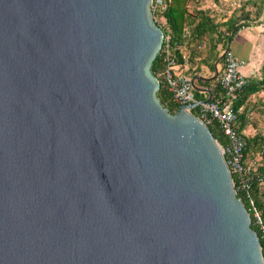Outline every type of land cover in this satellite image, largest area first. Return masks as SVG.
Returning a JSON list of instances; mask_svg holds the SVG:
<instances>
[{
  "label": "water",
  "instance_id": "obj_1",
  "mask_svg": "<svg viewBox=\"0 0 264 264\" xmlns=\"http://www.w3.org/2000/svg\"><path fill=\"white\" fill-rule=\"evenodd\" d=\"M152 1L0 0V264H264Z\"/></svg>",
  "mask_w": 264,
  "mask_h": 264
},
{
  "label": "trees",
  "instance_id": "obj_2",
  "mask_svg": "<svg viewBox=\"0 0 264 264\" xmlns=\"http://www.w3.org/2000/svg\"><path fill=\"white\" fill-rule=\"evenodd\" d=\"M194 0H163L164 8H160L155 14L156 23L162 28L165 36L170 37V53L177 61L180 71L190 63L195 65V59L201 58L196 73H200L202 66L214 71L216 62L222 57V53L227 46V42L242 28L250 26L253 22H257L264 16V0L253 2L251 8L246 11L242 10L243 15L233 16L225 22L219 23L210 14L209 11L195 8L193 11L189 8L190 3ZM262 9V10H261ZM255 10V11H254ZM165 43L155 59L152 67V73L160 82L158 99L160 103L167 108L171 114H176L180 106L175 103L173 95L170 92L166 81L162 74L165 65ZM221 46V47H220ZM220 47V48H219ZM223 62V59H221ZM193 69L184 71V75L192 78L195 73ZM263 77L260 80H247L246 85L238 93L235 99L234 107L236 110L243 109V113L239 115L236 129L243 133L244 129L251 122L249 119V101L254 96L264 92V65L262 67ZM221 74V72H220ZM219 74V76H220ZM219 76L212 82H205L196 79V86L204 84L213 85L212 102L220 101L224 98V91L219 83ZM196 99L198 101L207 100L200 91L195 90ZM211 133L222 147L229 144L228 138L224 136L217 122L208 125ZM260 130V129H259ZM257 130L254 135L246 136L245 142V166L247 168V178H249L250 191L249 194L254 202L255 210L259 213L261 223L255 217V211L247 193L240 190V181L237 176L232 175L236 187L237 196L240 198L252 218V229L257 233L262 246L264 256V134ZM244 134V133H243ZM260 157V160H257Z\"/></svg>",
  "mask_w": 264,
  "mask_h": 264
},
{
  "label": "built area",
  "instance_id": "obj_3",
  "mask_svg": "<svg viewBox=\"0 0 264 264\" xmlns=\"http://www.w3.org/2000/svg\"><path fill=\"white\" fill-rule=\"evenodd\" d=\"M164 8L163 0H153L151 10L153 15L160 9ZM165 43V69L162 74L166 84L173 95L175 103L181 106H191L197 104L194 109L189 111L199 117L206 125L217 122L224 136L228 138L229 144L226 147L220 145L226 163L231 174L238 177L240 181V190L247 193V199L251 203L255 211V217L261 223L259 213L255 210L254 202L249 194L250 184L247 178V168L245 166V137L236 129V123L240 115L241 109L236 110L234 101L238 93L247 83L246 77L242 73L245 61L240 60L235 53L226 46L223 51V70L219 76V83L224 91V98L217 102L198 101L195 95L193 79L184 74L176 72L177 61L170 53V37H164ZM163 43V45H164ZM264 232V226L262 227Z\"/></svg>",
  "mask_w": 264,
  "mask_h": 264
},
{
  "label": "crops",
  "instance_id": "obj_4",
  "mask_svg": "<svg viewBox=\"0 0 264 264\" xmlns=\"http://www.w3.org/2000/svg\"><path fill=\"white\" fill-rule=\"evenodd\" d=\"M227 21V20H224ZM227 46L235 53V55L240 59L245 61V66L242 68V73L247 80H261L263 77L262 67L264 65V16L260 18L259 21L253 22L250 26L242 27L231 40L227 42ZM221 47V46H220ZM219 47V48H220ZM222 57L216 62L214 71H211L207 67L201 68L200 73H196L195 69H198L199 61L201 58L197 57L195 59V65L188 63L184 70L176 68L178 74H183L184 71H189L193 69L195 73L192 75V79H201L205 82H212L216 77L219 76L220 72L223 70V63L221 62ZM200 77V78H199ZM198 87V86H197ZM203 97L207 99L210 97V93L213 96V85L204 84L198 87ZM249 103V121L251 122L243 130L244 134L252 136L257 130L260 129L258 122H255L254 118L261 114L260 109L264 108V92L254 95ZM243 113L241 109L240 114ZM258 125V127H257Z\"/></svg>",
  "mask_w": 264,
  "mask_h": 264
},
{
  "label": "rangeland",
  "instance_id": "obj_5",
  "mask_svg": "<svg viewBox=\"0 0 264 264\" xmlns=\"http://www.w3.org/2000/svg\"><path fill=\"white\" fill-rule=\"evenodd\" d=\"M254 1L260 2L259 0H194L190 3L189 8L191 11H193L196 7L207 10L217 22L222 23L225 22L224 20H228L233 16L236 17L243 15L244 13L242 14V10L247 8V11L250 9L252 7L251 4ZM260 111L261 114L254 118V120L255 122H258L259 126L262 121L259 131L264 134V108H261ZM260 159V157H257V160Z\"/></svg>",
  "mask_w": 264,
  "mask_h": 264
}]
</instances>
